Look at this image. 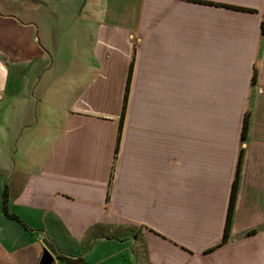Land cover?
<instances>
[{
  "label": "crops",
  "instance_id": "crops-1",
  "mask_svg": "<svg viewBox=\"0 0 264 264\" xmlns=\"http://www.w3.org/2000/svg\"><path fill=\"white\" fill-rule=\"evenodd\" d=\"M44 250L264 264V0H0V264Z\"/></svg>",
  "mask_w": 264,
  "mask_h": 264
},
{
  "label": "trees",
  "instance_id": "trees-1",
  "mask_svg": "<svg viewBox=\"0 0 264 264\" xmlns=\"http://www.w3.org/2000/svg\"><path fill=\"white\" fill-rule=\"evenodd\" d=\"M262 31H263V25H262ZM131 73H132V64H131L130 72L128 74V79H127L126 91H125V96H124V100H123L121 121L123 120L124 111H125V107H126V103H127V99H128ZM252 81L254 82V78H253ZM247 128H248V121H247V118H245L244 121H243V125H242V134H241V139L242 140H244L246 138ZM119 132H120V130H119ZM236 184H237V182L235 181L234 185H233V188H232V192H231V199H230V203H229L227 220H226V223H225L223 241H225L227 239V237L229 235V231H230V218H231L232 207H233V203H234V194H235ZM5 201H6V190H4V192H3V204H4L3 213L5 214V216H7V217H9L11 219H14L13 216L8 214V212L6 210V207H5ZM57 259L60 260V261H64V262H66L68 264H84V261L81 258L71 259V258H67V257H64V256H57Z\"/></svg>",
  "mask_w": 264,
  "mask_h": 264
},
{
  "label": "water",
  "instance_id": "water-1",
  "mask_svg": "<svg viewBox=\"0 0 264 264\" xmlns=\"http://www.w3.org/2000/svg\"><path fill=\"white\" fill-rule=\"evenodd\" d=\"M54 257L48 252L47 250H44L42 253V257L39 261V264H53Z\"/></svg>",
  "mask_w": 264,
  "mask_h": 264
},
{
  "label": "rangeland",
  "instance_id": "rangeland-1",
  "mask_svg": "<svg viewBox=\"0 0 264 264\" xmlns=\"http://www.w3.org/2000/svg\"><path fill=\"white\" fill-rule=\"evenodd\" d=\"M66 36V35H65ZM58 45H65L66 44V39L64 38V37H60L59 39H58V43H57Z\"/></svg>",
  "mask_w": 264,
  "mask_h": 264
}]
</instances>
